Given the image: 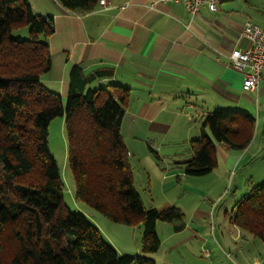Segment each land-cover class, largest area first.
Returning <instances> with one entry per match:
<instances>
[{
	"label": "trees",
	"instance_id": "obj_1",
	"mask_svg": "<svg viewBox=\"0 0 264 264\" xmlns=\"http://www.w3.org/2000/svg\"><path fill=\"white\" fill-rule=\"evenodd\" d=\"M68 10L88 12L99 0H58ZM51 16L36 14L28 0H0V264H155L143 256L120 254L85 215L63 201L64 184L48 146L50 121L63 116L68 165L75 199L115 223L142 227L141 252L153 253L158 221L183 227L172 206L144 208L134 187L120 128L129 89L93 87L108 71H68L66 99L42 81L51 68L47 38ZM247 113L215 109L206 113L192 155L181 164L186 176L208 174L216 166L215 143L242 150L253 136ZM21 180V181H20ZM231 224L264 242V181L234 204Z\"/></svg>",
	"mask_w": 264,
	"mask_h": 264
},
{
	"label": "crops",
	"instance_id": "obj_2",
	"mask_svg": "<svg viewBox=\"0 0 264 264\" xmlns=\"http://www.w3.org/2000/svg\"><path fill=\"white\" fill-rule=\"evenodd\" d=\"M28 2L36 14L51 16L54 23V32L47 38L51 68L42 78L45 86L65 98L68 71L73 64L81 66L85 74L111 72L96 79L92 86L117 84L129 89L121 126L130 128L129 135L135 141L145 140L140 154L132 146L127 149L133 156L129 163L137 164L142 171L150 169L162 183L165 176L175 174L176 183H184L180 185L184 188L182 194L192 201L185 205L190 210L184 213L183 207L168 197L159 206L150 205L151 201L146 204L140 197L146 209L178 208L183 214V227L176 231L172 224L170 230L161 226L159 234L157 222L158 249L153 253L139 250L130 255L143 256L157 264L156 258L162 261V250L166 249L167 255L181 251L185 264H211L201 252L186 245L198 241L208 221L212 222L213 211L231 190L229 183L232 187L243 181L235 179L236 176L255 172L264 176V84L254 91L243 90V74L228 58L233 49H244L250 44L242 35L247 19L264 23V0H224L218 11L202 6L193 17L182 0H106V7L98 3L84 13L68 10L58 0ZM215 109L247 113L254 119V127L251 141L242 150L215 143L216 166L208 174L223 181L212 200L210 194L193 184L197 180L189 179L193 176L183 173L181 163L192 155L190 143L200 135L203 116ZM121 136L124 142L122 133ZM157 138H171L168 143L179 140L176 145L182 144L183 148L185 145L187 153L175 161L180 157L176 148L174 167H162L153 159L151 152ZM157 155L159 160L163 158L158 152ZM216 170L218 176L214 174ZM232 175L234 179L230 182ZM250 177L246 180L248 184L253 180ZM233 189L235 192L237 187ZM208 202L209 213L199 208ZM232 209L229 213L225 211L228 221ZM163 257V261L168 259Z\"/></svg>",
	"mask_w": 264,
	"mask_h": 264
},
{
	"label": "rangeland",
	"instance_id": "obj_3",
	"mask_svg": "<svg viewBox=\"0 0 264 264\" xmlns=\"http://www.w3.org/2000/svg\"><path fill=\"white\" fill-rule=\"evenodd\" d=\"M66 97L63 98L65 101ZM121 133L124 138V142L126 144L127 149L131 146L134 149H139L138 154L141 153V144L144 146V138L136 139L129 135L130 128L126 127L123 124V127L120 128ZM165 139L164 141H162ZM48 146L51 154L56 160L57 166L60 170V177L64 184L63 191V201L64 204L73 212L80 213L85 215L87 220H89L92 224H94L100 231L101 235L104 237L106 241L110 244L114 245L117 251L125 252L129 254H134L141 250V234L142 227L139 225H125L122 223H115L104 217L99 212L89 208L85 204L77 201L75 199V184L71 169L68 165V157H67V137L65 132V121L63 116H57L53 118L48 127ZM144 140V142H142ZM154 149L151 152L153 159L155 162L159 163L160 166L169 168L174 167L173 158L174 153L178 149L179 156L176 159L182 158L187 152L182 147V144L176 145V143H180L179 140H176L174 143H168L171 141V138H157L155 140ZM157 152L163 156L161 160H159ZM129 162L133 156L131 154L128 155ZM134 161L137 162V159ZM171 164V165H170ZM131 172L133 176V182L135 187L137 188V192L140 197L146 200V204L159 206L163 202L164 198L168 197L174 201L181 207H183V212H188L190 210V206L186 208V204L188 202H192L190 197L186 194H182L184 192V188L180 187L183 185V181L181 184H177L175 180V174L172 176H165L164 183L161 180L156 178L155 175L150 172V183L148 185L147 180V172L142 171L141 167L137 166V164H130ZM176 170V168H171ZM169 171V169H168ZM249 171V170H248ZM254 171V170H252ZM218 171L216 170L214 174L218 176ZM166 173V170L164 171ZM165 175V174H164ZM252 175L251 184H248L250 180V176ZM244 174L242 176H236L235 179L243 178V181H240L237 184H233L232 187L229 188L231 190L224 195V198L219 202L218 207L213 211L212 222L211 219L208 221L209 223L205 226V229L202 231V234H199L198 241H191L186 246L190 247V250H196L197 252H201L205 258L211 261V264H264V242L258 237L253 236L252 234L245 232L238 228L237 226L231 224L227 220L226 212L228 213L232 209V205L234 202L239 199L249 187L254 184H258L264 181V178H260L262 175L259 173H251ZM264 177V176H262ZM189 179L197 180L194 181L193 184L198 188H202L204 193H208L209 197L212 200L215 199L216 192L222 185V180L215 179L214 175H203L197 177H191ZM185 180L187 183L188 180ZM229 179V178H228ZM234 176H230V182H232ZM246 180H248L246 182ZM21 181V180H20ZM227 178H225L223 182V187L226 186ZM235 182V181H234ZM171 185H175V188H171ZM213 186V190L209 191V188ZM234 186L237 187L234 192ZM152 195L150 198L149 191ZM235 194H234V193ZM212 193V194H211ZM152 199V200H151ZM155 206V207H156ZM157 208V207H156ZM201 210H205L206 212H210V203L207 205L199 206ZM184 212V213H185ZM161 226H166V229H172L171 224L167 222L158 221L157 224V232L161 234ZM166 252V249L162 250V254L165 258H168L163 261V255H161L160 260L159 257L156 258L157 264H185L184 255L181 251L177 252V254H169ZM184 257V258H183Z\"/></svg>",
	"mask_w": 264,
	"mask_h": 264
},
{
	"label": "built area",
	"instance_id": "obj_4",
	"mask_svg": "<svg viewBox=\"0 0 264 264\" xmlns=\"http://www.w3.org/2000/svg\"><path fill=\"white\" fill-rule=\"evenodd\" d=\"M224 0H182L186 10L193 17L202 6L215 12ZM99 5L106 7V0H99ZM242 35L250 42L244 49H233L229 55L231 65L243 74L242 89L254 91L259 84H264V23L258 24L247 19Z\"/></svg>",
	"mask_w": 264,
	"mask_h": 264
}]
</instances>
